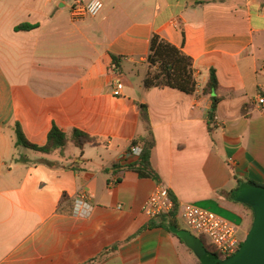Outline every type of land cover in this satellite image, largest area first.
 Segmentation results:
<instances>
[{
	"label": "crops",
	"instance_id": "0c3cea01",
	"mask_svg": "<svg viewBox=\"0 0 264 264\" xmlns=\"http://www.w3.org/2000/svg\"><path fill=\"white\" fill-rule=\"evenodd\" d=\"M102 2L76 20L74 0H0V264H197L169 217L144 213L161 185L179 219L192 204L249 233L252 211L233 194L264 185V0ZM24 24L36 28L16 30ZM154 35L193 59L194 94L145 87ZM212 71L216 94L205 93ZM141 105L158 181L114 168L137 160ZM18 125L37 146L57 126L67 144L18 146ZM74 130L96 144L78 147ZM80 194L89 216L74 214Z\"/></svg>",
	"mask_w": 264,
	"mask_h": 264
},
{
	"label": "trees",
	"instance_id": "16d2710c",
	"mask_svg": "<svg viewBox=\"0 0 264 264\" xmlns=\"http://www.w3.org/2000/svg\"><path fill=\"white\" fill-rule=\"evenodd\" d=\"M34 28H36V26L24 24L16 27V30L29 31ZM115 62L116 64L119 65L117 59L115 60ZM148 63H149V70L144 80V85L147 89L157 88V87L159 88L169 87L180 90L187 94H194L196 92L197 82L195 77L193 59L187 56L185 53H183L179 48L167 42L166 40L162 39L158 35H154L152 37ZM217 89H218V78L216 72L212 71L209 83L205 88V93L216 94ZM218 104H219V98L215 96L213 112L216 111ZM140 111H141V121L142 124L144 125L147 135L144 137L136 138L132 142L129 152L130 154L135 155L134 149L140 148L141 153L139 156L135 155L137 156L136 161L124 166L119 163H116L114 165V168L121 169L125 167L129 169H133L138 171L142 176H151L152 178L158 181L157 173L152 165V153L155 147V141L150 127L148 107L146 105H141ZM16 136H17L18 146H23L25 148L37 152H42L45 154H50L55 151L62 150L67 144V133L62 129L58 128L57 126H54L51 129L48 135L47 144L45 146H37L30 143L26 139L24 133L22 132L20 125L16 127ZM73 140L75 144L80 148H83L86 144H96L95 138L78 130L73 131ZM259 187L264 188V185ZM245 206L252 211L253 220H252V225L250 227L251 230L254 223L255 215L253 209L250 206L248 205ZM178 211L179 209L177 203L175 202V209L173 210V212L168 215L161 216V218L169 217V219H167L168 221L166 220L164 227L168 231H170L174 236H176L183 245H185V243L174 232L175 228H178L179 230H184L179 226L177 221L179 216ZM170 220H174L175 223L174 224L171 223ZM200 238L205 242L203 237ZM206 247L211 253L216 254L221 260L227 259L221 255V253L216 249L214 245L212 244L208 245L206 243ZM199 264H202L200 260H199Z\"/></svg>",
	"mask_w": 264,
	"mask_h": 264
},
{
	"label": "built area",
	"instance_id": "2783aa9c",
	"mask_svg": "<svg viewBox=\"0 0 264 264\" xmlns=\"http://www.w3.org/2000/svg\"><path fill=\"white\" fill-rule=\"evenodd\" d=\"M103 8L102 0H74L71 14L76 20L85 17L94 18L101 13ZM123 89V84L119 82L114 90V95L121 96ZM258 102L264 105V97L260 98ZM134 153L139 156L141 149L135 148ZM174 209L175 202L170 191L163 185L156 189L143 207L144 213L151 219L170 214ZM91 213L92 206L86 195H78L74 214L85 217L91 215ZM180 217L187 227L195 232L197 237L206 236L225 258L233 256L245 241L244 238H241L240 230L235 224L212 211L196 205H182Z\"/></svg>",
	"mask_w": 264,
	"mask_h": 264
},
{
	"label": "water",
	"instance_id": "95a60500",
	"mask_svg": "<svg viewBox=\"0 0 264 264\" xmlns=\"http://www.w3.org/2000/svg\"><path fill=\"white\" fill-rule=\"evenodd\" d=\"M233 199L250 206L255 215L251 230L233 256L221 260L207 249L206 243L200 237L190 231L175 228L174 232L202 264H264V188H243L233 194Z\"/></svg>",
	"mask_w": 264,
	"mask_h": 264
},
{
	"label": "rangeland",
	"instance_id": "374dc122",
	"mask_svg": "<svg viewBox=\"0 0 264 264\" xmlns=\"http://www.w3.org/2000/svg\"><path fill=\"white\" fill-rule=\"evenodd\" d=\"M178 223H179V225H180V227L181 228H183L184 230H187V231H190L192 234H194V235H196L195 234V232H192L188 227H187V225L183 222V220L180 218H178ZM241 235V238H244V240L246 239V237L245 236H243V234H240ZM204 238V240H205V242L208 244V245H211V241L205 236V237H203ZM193 261L195 262V263H197V264H199L198 263V260H197V258L195 257V256H193Z\"/></svg>",
	"mask_w": 264,
	"mask_h": 264
}]
</instances>
